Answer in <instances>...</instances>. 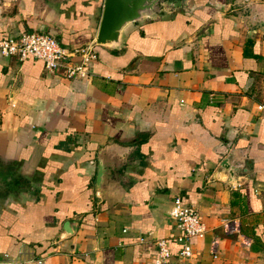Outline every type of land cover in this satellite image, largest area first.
Segmentation results:
<instances>
[{"label":"crops","instance_id":"0c3cea01","mask_svg":"<svg viewBox=\"0 0 264 264\" xmlns=\"http://www.w3.org/2000/svg\"><path fill=\"white\" fill-rule=\"evenodd\" d=\"M103 1L0 0V38L89 46ZM94 49L73 78L0 55V264H155L159 238L165 264H264V0H183ZM176 197L207 227L187 259Z\"/></svg>","mask_w":264,"mask_h":264},{"label":"built area","instance_id":"2783aa9c","mask_svg":"<svg viewBox=\"0 0 264 264\" xmlns=\"http://www.w3.org/2000/svg\"><path fill=\"white\" fill-rule=\"evenodd\" d=\"M0 55H14L21 60L28 57L40 59L48 71H60L68 78L84 77L90 74L91 62L97 57L94 49L89 46L71 49L62 45L52 34L37 30L22 31L1 37ZM168 215L180 229V233L174 235L181 245L178 251L179 258H190L193 254L191 239L202 237L207 228L197 206L193 203H183L176 197L168 209ZM170 256L171 252L166 239L159 238L154 263L165 264Z\"/></svg>","mask_w":264,"mask_h":264},{"label":"water","instance_id":"95a60500","mask_svg":"<svg viewBox=\"0 0 264 264\" xmlns=\"http://www.w3.org/2000/svg\"><path fill=\"white\" fill-rule=\"evenodd\" d=\"M183 0H104L100 22L94 39L89 45H102L114 50H120L126 37L135 26L148 20L156 19L168 14V8L178 6ZM220 166L234 171L226 156ZM1 170V169H0ZM102 178V165H98L96 179ZM11 176L0 171V190L10 186Z\"/></svg>","mask_w":264,"mask_h":264},{"label":"trees","instance_id":"16d2710c","mask_svg":"<svg viewBox=\"0 0 264 264\" xmlns=\"http://www.w3.org/2000/svg\"><path fill=\"white\" fill-rule=\"evenodd\" d=\"M97 45H95L94 47H93V49L96 47ZM95 50V49H94Z\"/></svg>","mask_w":264,"mask_h":264}]
</instances>
